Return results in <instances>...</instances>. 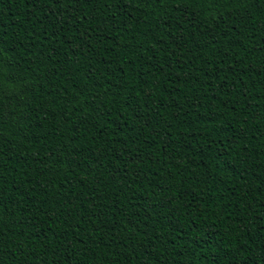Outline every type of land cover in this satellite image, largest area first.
Returning a JSON list of instances; mask_svg holds the SVG:
<instances>
[{"label": "trees", "instance_id": "obj_1", "mask_svg": "<svg viewBox=\"0 0 264 264\" xmlns=\"http://www.w3.org/2000/svg\"><path fill=\"white\" fill-rule=\"evenodd\" d=\"M0 264H264V0H0Z\"/></svg>", "mask_w": 264, "mask_h": 264}]
</instances>
